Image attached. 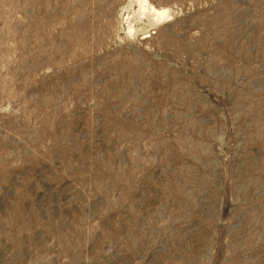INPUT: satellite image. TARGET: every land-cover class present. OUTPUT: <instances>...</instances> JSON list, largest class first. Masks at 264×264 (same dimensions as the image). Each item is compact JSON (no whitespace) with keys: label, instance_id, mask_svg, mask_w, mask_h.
Instances as JSON below:
<instances>
[{"label":"rangeland","instance_id":"rangeland-1","mask_svg":"<svg viewBox=\"0 0 264 264\" xmlns=\"http://www.w3.org/2000/svg\"><path fill=\"white\" fill-rule=\"evenodd\" d=\"M139 1L0 0V264H264V0Z\"/></svg>","mask_w":264,"mask_h":264},{"label":"bare ground","instance_id":"bare-ground-1","mask_svg":"<svg viewBox=\"0 0 264 264\" xmlns=\"http://www.w3.org/2000/svg\"><path fill=\"white\" fill-rule=\"evenodd\" d=\"M141 8L140 11L142 12V16H146V12L148 11L150 16L153 18V21L155 22H162L167 17V10H157L153 6H151L147 0H140L139 1ZM129 30L132 32L133 29L129 26Z\"/></svg>","mask_w":264,"mask_h":264}]
</instances>
